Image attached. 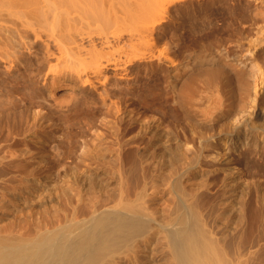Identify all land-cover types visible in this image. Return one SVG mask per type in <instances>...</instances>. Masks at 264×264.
<instances>
[{
	"label": "bare ground",
	"instance_id": "6f19581e",
	"mask_svg": "<svg viewBox=\"0 0 264 264\" xmlns=\"http://www.w3.org/2000/svg\"><path fill=\"white\" fill-rule=\"evenodd\" d=\"M207 1L0 0V61L26 89L22 104L72 110L80 134L94 128L89 217L1 234L0 264H154L157 245L160 264H264V179L250 173L264 170V0ZM208 8L228 13L213 34L220 44L197 37L208 27L182 25ZM186 34L199 39L183 50ZM19 65L27 78L10 74ZM9 80H0V109L11 112L0 120L2 181L3 170H40L44 158L15 143L13 125L30 122Z\"/></svg>",
	"mask_w": 264,
	"mask_h": 264
},
{
	"label": "rangeland",
	"instance_id": "374dc122",
	"mask_svg": "<svg viewBox=\"0 0 264 264\" xmlns=\"http://www.w3.org/2000/svg\"><path fill=\"white\" fill-rule=\"evenodd\" d=\"M196 1L197 0H195V1L193 0V2H196ZM205 1H207V0H205ZM209 1H212V2L210 3ZM222 1L223 0H219V1L218 0H215V1L214 0H208L207 2L209 4H211L212 6L216 7L219 5V2H222ZM199 12L201 13V15L198 14L199 16L197 15L196 21L193 20V22L191 20H189L190 19V18H188L189 15H187V14L184 15L182 25L185 28L186 27L188 28L191 26V23H192L194 25V27H197L198 29H200V28H205V30L209 29L204 34L205 36L203 34L201 36H197V37L202 38V39L204 38V41L202 39H201V41H203V42L206 41L205 42L206 45H208V44L213 45L214 42L215 43L221 42V38H218L219 35L218 34L213 35V34H216L214 31H217L215 27L218 24H221L222 22L226 23L225 19L226 20H227V18L229 19L228 13L224 12L221 9H214L213 10L212 8L201 9ZM202 13L204 14V16H202L203 15ZM206 15H207V17H206ZM200 18H201V20H200ZM218 18H220V19H218ZM211 19H212V21H211L210 25H208L210 22L209 20H211ZM228 21L229 20H227V22ZM194 22H195V24H194ZM202 23L203 24L205 23V24L203 25ZM187 35L188 34H186L184 36L180 35V39L184 40V41L182 40L183 43L185 42V46H183L184 45L183 43L181 46L183 50L186 49L188 45L194 46V44L197 43L198 39H199V38L195 37V39H193V42H194V40H195V42L193 43L191 41V37L187 36ZM207 36L210 37L211 39L208 38L209 39L208 40ZM216 36H218L217 37L218 40H215ZM205 39H207V40H205ZM212 39L215 40V41H212L213 43H211ZM192 43H193V45H192ZM218 44H220V43H218ZM225 44H224V47H225V50L227 52L229 51L228 53H231V51L233 52L234 50H236L235 47L231 43L227 42ZM189 46H188V48H190ZM228 47H229V50L227 49ZM233 47H234V49H233ZM180 49H178V50H180ZM177 53L180 54L181 51H178V52L176 51V57H177L176 59H180V55ZM3 63H4L3 61H0V66H1L0 67L1 68L0 69L1 70L0 71V77H1L0 80L3 81L5 78L8 81L9 78H11V77L10 76L8 77L5 75L4 70H5L7 64H6V62H5V65ZM2 64H3V67H2ZM19 67H21V68H19V71L12 69L10 74H12L14 76L17 73H18L17 75H21V73H23L24 74L23 78L24 77L27 78V75L31 74L30 72H32V70L30 71V69H31L30 67L25 68L22 65H19ZM10 69H11V67H10ZM24 70H26V71H24ZM14 71H16V72H14ZM9 82H7L8 83L7 88L11 84V86H9V87H11L12 90H11V88H10V90H11L12 94H14V96L16 95L14 97V100H15L14 102H15V107H16L15 112L18 113V111H16V109L18 107L17 110H21L22 111L21 114H23V116L25 118V120L23 118L25 125H27V123L30 122V123H28L29 125L27 127L26 126L23 127L24 124H22V123L20 125L18 124V127L19 128L22 127V130H21V128L19 129L18 127L17 128L15 127L17 124L13 125V128H14L13 130H15L14 132L16 134L21 133V134H19L20 136H18V135L16 136V134L13 132L15 134L14 137L17 138V141L15 140V143L20 144V141L22 139L26 140L27 141L26 143H28V146L33 151L35 150V151H39V153H42L41 156H42V158L43 157L44 158L42 159V164H41L42 166H41L40 170L19 169V170H11L12 172L10 170H3L4 173H6V176H8V175L9 176L5 177L4 181L0 180V204H1V207H0V236L7 235V234H13L14 232H18V233L20 232V234L23 235L22 237H28L25 235L30 236L31 234H34L35 232L40 231L43 228L54 229L55 227H60V229H61V227H66L69 225L76 227L79 224H81L84 220H86L90 214L91 197L89 195L90 193H89L88 184L92 181L91 179L94 177H93V170H90V165L88 166V164L90 162V158L87 156L88 155L87 150H89V148L87 146L88 145L90 146V143H91L90 139L93 136L92 134H94L93 133L94 128L92 129V127H91L92 130L89 128H86L85 131L82 134H80L78 132V127H75V126H77L76 119L78 118V116H76L77 113H75L74 111L71 110V113H68V112H70V110H63V111H60L57 113L55 112V114H56L55 115L54 112L51 110H48L46 106L45 107L42 105L40 106V104H36V106H35L36 102L30 103V104H27L28 102H26V103L22 104L23 99L25 97L23 94H25L24 92H26V89L24 90L21 86L20 87L17 86L20 84H17L14 87H12L13 82H11L10 80H9ZM14 90H16V91H14ZM59 90H56L57 96L60 94L63 95L64 94L63 92L66 93V91H67V90L65 91V89H59ZM2 92H4V91H2ZM13 92H15L16 94ZM18 92H19V94H18ZM22 92H23V94H22ZM0 93H1V90H0ZM18 99H20V100H18ZM31 104H33V105H31ZM24 105L30 106V107H25ZM19 107L20 108L23 107V108L20 109ZM25 108H27V111H25L26 110ZM1 110L2 109H0V120L3 119L5 116L11 114V112L7 113V111H9V110H2V111ZM64 111H68V112L64 113ZM4 113H5V116H3ZM67 113L69 115H66ZM34 114H37V116H38L37 119L32 117V116H34ZM72 115H74L73 118H72ZM26 117H27V121H26ZM65 117H67V119ZM58 118H60V120ZM68 118H69V121H68ZM28 119H29V121H28ZM71 119H73V120H71ZM65 121H66V123H63ZM67 121L68 122L72 121V122L70 124H68ZM73 122H74V125H72ZM75 123H76V125H75ZM26 128L28 129L27 132H25ZM16 129L21 130L22 132L21 131L16 132L17 131ZM32 131H35V132H37V134L44 137L43 142H39V139H37L33 136ZM22 133H24L25 135L24 134L22 135ZM80 136H82V138H80ZM24 138H26V139H24ZM29 138H30V140H29L30 142H28ZM37 140L39 143L37 142ZM85 151H87V152H85ZM85 154H87V155H85ZM27 165L30 166L29 163H27ZM28 167H27V169L30 168V167L29 168ZM31 171H33L32 173H34V174L30 173ZM240 171H241V175H243L244 170H240ZM260 171H261V173L259 172V170H256L255 168H253V170H251V172H250V170L249 171L246 170V172L253 173L254 175H257L258 177L261 176L259 178L264 179V170H260ZM9 172L11 175L9 174ZM33 175H36V177H38L40 179L35 184H37V185L40 184V185L37 186L35 184L34 185L27 184V182H30L32 180V178L35 177V176L33 177ZM243 176L245 177V175H243ZM243 176H242V178H243ZM2 178H0V179H2ZM6 178H8V179L6 180ZM41 183H42V185H41ZM44 185H45V188H44ZM36 186H37L38 190L36 189ZM39 187H41V188H39ZM33 188H34V190H32ZM26 190H28V191H26ZM77 193L81 194L82 200L78 206L74 207V206L67 203L65 195L68 194V195L72 196L73 194H77ZM72 199L74 200V196H72ZM175 200H176V198H174V201ZM108 205L118 206L119 204H117L115 201H112V202H109ZM169 206H170V203H169ZM169 206H166L165 208L167 209V207H168V210L171 213V210L173 208L172 201H171L172 207H169ZM100 207H101V204L98 205V208H100ZM169 211L167 213L164 212L162 214L163 216H161V217L164 218L165 213L168 214ZM166 216L168 217L169 214ZM166 216H165V219H166ZM18 233H15L13 235H17ZM20 234H18V235L21 236ZM162 251H164V250L160 246L157 245L156 247H154L153 253H152L153 258H154V264H160L162 262V257H163Z\"/></svg>",
	"mask_w": 264,
	"mask_h": 264
}]
</instances>
